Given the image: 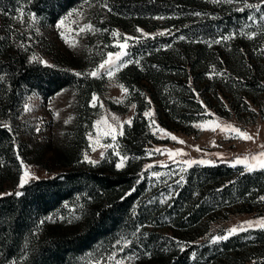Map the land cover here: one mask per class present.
<instances>
[{"label":"rangeland","instance_id":"374dc122","mask_svg":"<svg viewBox=\"0 0 264 264\" xmlns=\"http://www.w3.org/2000/svg\"><path fill=\"white\" fill-rule=\"evenodd\" d=\"M102 3L78 0L55 21L29 11L27 3L9 10L0 8L1 49L14 62L24 57L30 65L68 70L72 77L68 86L54 94L24 86L15 108L5 112L2 107L8 102V76L0 75V127L8 125L5 128L10 133L0 147V194L22 193L17 186L25 168L38 177L27 184L65 179L73 173L127 177L128 185L117 189V201L124 207L119 222L102 240L81 250L70 264H114L107 257L116 251L113 245L120 237L132 241L117 255L124 264H264V229L238 231L227 240L211 242V237L226 235L233 226L264 217V202L259 200L264 196V170L245 172L243 166L231 167L228 163L235 156L259 152L258 146L264 144V34H259V23L247 19L256 13L236 10L243 5L212 0H107L111 11ZM20 8L24 11L23 23L16 18ZM74 9L83 13L70 18L78 24L65 19ZM32 14L37 18L35 24L30 19ZM61 19H65V26L58 30L56 25ZM86 23L108 31L75 36L72 30ZM137 28L155 38L141 37ZM166 30V35H155ZM61 31L70 40L75 38L77 46L66 43ZM112 31L120 36L114 39ZM242 31L258 35L248 39ZM124 35L141 37L139 42L129 41V56L124 57L139 63H129L111 80L106 76L75 75L91 71L108 51H116L113 45ZM230 35L234 38L214 43ZM33 56L39 59L32 60ZM213 66L224 75L210 77ZM120 84L129 90L126 95ZM93 93L99 97L96 107L89 104ZM249 104L255 112L248 110ZM26 106L30 110L26 111ZM204 106L214 115H207ZM146 111L154 115L146 117ZM111 114L121 121L131 119V125H124L123 135L116 141V150L127 157L120 169L116 167L120 157L112 148L92 151L90 144L95 135L93 141L88 138L89 133H96L94 122L104 115L110 120ZM215 118L247 131L255 142L226 139L219 130L201 131L192 126ZM153 120L160 129L185 143L164 137L150 127ZM102 131L101 127V135ZM212 141L217 146H212ZM195 146L202 151H196ZM155 148L188 154L177 160L207 159L215 163L192 165L180 173L183 165L173 163L167 155H147ZM85 152L98 163L84 161ZM215 153L223 154V159L212 155ZM154 162L170 167L145 171V166ZM220 166L221 174H209V169ZM152 172L162 175L157 179ZM181 175L184 179L178 184ZM102 194L96 187L77 191L38 216L34 245L52 235L74 237L85 233L91 213L99 215L101 209L111 206Z\"/></svg>","mask_w":264,"mask_h":264},{"label":"trees","instance_id":"16d2710c","mask_svg":"<svg viewBox=\"0 0 264 264\" xmlns=\"http://www.w3.org/2000/svg\"><path fill=\"white\" fill-rule=\"evenodd\" d=\"M78 0H0V8L9 10L12 6L27 3L29 11L55 21ZM18 2V3H17ZM0 45V75L7 74L5 91H9L8 102L3 106L7 112L15 108L20 90L24 86L54 94L70 84L69 71L42 64H28L22 57L17 62ZM5 56L7 61L4 62ZM9 86V87H8ZM8 129L0 127V147L7 142ZM222 166L209 169V174H221ZM125 176H101L70 174L65 179L53 178L34 181L25 185L22 195L0 197V264L13 260L16 264H70L85 248L102 240L105 234L120 220L124 213L119 203L117 189L128 185ZM102 190V197L111 201L109 208L101 209L99 215L91 213L87 231L78 236L52 235L39 245H34L36 218L57 207L72 193L83 189ZM129 199H126L128 202ZM199 212V211H198ZM28 249V250H27ZM28 253V254H27ZM27 254V258L25 255Z\"/></svg>","mask_w":264,"mask_h":264},{"label":"snow or ice","instance_id":"6c2138e0","mask_svg":"<svg viewBox=\"0 0 264 264\" xmlns=\"http://www.w3.org/2000/svg\"><path fill=\"white\" fill-rule=\"evenodd\" d=\"M85 3H88L89 0H84ZM214 3H227V4H237V5H243L242 7H237L236 10L243 12L245 9L249 10H254L256 14H250L247 19L249 21H252L253 24L259 23L261 25V32L259 34H264V0H258L256 3L250 2V0H212ZM102 6L105 8H108L107 5V0H103ZM109 11H111L110 8H108ZM2 11V10H0ZM19 15L16 17L17 19L20 20L21 23H23V15L24 11L22 8L18 9ZM82 16L83 13L80 12L79 10L74 9L73 11L69 12L67 14V19L69 23H77L78 21H72L70 18L73 16ZM195 15H201V13H195ZM162 19V17H158ZM30 19L33 24L37 23V18L34 14L30 16ZM65 19H61L57 22V29L60 30L65 26ZM245 27H249V25H245ZM38 31V29H37ZM75 33V36H79L83 33H95L98 31H108L107 29H96L94 25L91 23H86L83 26L78 27L77 29L72 30ZM137 32L141 33V37L143 38H155L152 34L149 33H144L142 29L137 28ZM61 37L62 39L65 40L66 43H70V46L76 47L77 46V40L75 38L69 39L68 36L65 35L63 31H61ZM167 30L164 32H159L156 33L155 35H166ZM242 35L247 36L248 39H255L258 35L257 32H241ZM111 35L114 39L118 38L120 34L117 31H112ZM141 37H131L128 35H124L122 39H117V42L113 45L117 50L116 51H108L104 57L101 59V61L91 70L88 72L80 73L77 72L75 75L77 76H89L92 78H103L107 77L109 80L113 79L115 74L119 72L122 68L127 67L129 63H139V61H133L131 59L125 60L124 57L129 56V52L127 49L130 47L129 41H135L139 42ZM234 38L233 35L230 36H223L221 37L220 40L214 41V43H220L221 40H228ZM179 39L183 40L185 37L180 36ZM107 47V46H105ZM261 51H264L262 49ZM38 57L33 56L32 60H38ZM43 63H46L44 61H41ZM155 67V66H154ZM212 75H221L223 76L224 73H217L215 70V66H213L212 72L209 73V76L211 77ZM120 89L122 90L123 94L128 93V89L123 85H119ZM198 95V94H197ZM99 100V97L97 96L96 93L92 94L91 100L89 102L91 107H96L97 106V101ZM221 101H223V98L221 97ZM117 103H120V100L116 101ZM148 103H151L149 100ZM202 103V102H201ZM245 104H248V101H244ZM100 107H103V104H100ZM131 107L135 108V105H131ZM205 107V112L207 115H214L210 112H208L207 107ZM225 107L227 108V105L225 104ZM25 110H30L27 106ZM248 110L255 112L256 110L251 108V105L249 104ZM230 111V109H229ZM58 116V113L56 114ZM154 113L152 111H146L144 113V116L146 117H151L153 116ZM66 123L68 121H65ZM128 124L131 125V119L126 120V121H121L118 116L115 114H111L110 120L108 115L101 116L99 119H97L94 122L93 127L96 129V133H89L88 138L90 141H93V136L95 135V139L92 144H90V147L92 151H97V147L102 148V149H107V148H112L114 153L120 157L119 162L116 164L117 169H120L124 166L125 161L127 160V157L124 155H121L119 151H117L118 145L116 144L117 137L123 135V128L124 125ZM5 127H8V125H4ZM155 127L160 133L163 134L164 137H168L173 141H176L178 143L184 144L185 141L179 140L175 135H172L171 133L166 132L164 129H160L158 125L155 124V121H151L150 127ZM193 127L200 129L201 131L204 130H210L213 132H216L219 130L221 133L225 135L226 139H240L243 141H253L255 142V138L250 135L247 131L242 130L238 127L233 126L232 124H226L222 121L219 120V118H215L213 120H208V121H201L194 123L192 125ZM103 129L102 135L100 134V129ZM39 127L37 126L36 131L39 132ZM155 134V132L153 133ZM110 138L111 143H102V140ZM212 146H217L215 141H212ZM261 150L256 153H248L242 156H235L233 157L228 163L230 164L231 167H237V166H243V169L245 172H252V171H257V170H264V144H260L258 146ZM196 151H202L199 146H195ZM153 154H161V155H167L168 159L172 161L173 163L183 165L179 167V172L183 173L186 171L188 167H191L192 165H210L214 164L215 162L212 160H207V159H184V160H177V157H184L187 156L188 154L185 153L183 150H172V149H161V148H155L147 153L149 157H151ZM207 155V153H205ZM217 156L220 159H223V154L221 153H215L212 154ZM101 158L104 157V152H100ZM84 161L91 163L93 165L97 164L98 161L93 160L90 158L87 152L84 153ZM165 167L168 168L170 167L168 164L163 163V162H154L153 164H148L145 166V171L153 168V167ZM186 166V167H185ZM175 174V173H172ZM243 174V173H242ZM141 177L143 176V173L139 174ZM153 177H156L157 179L161 177L162 173L160 172H152L151 174ZM31 179H38L33 173H31L27 168H25L23 174L19 178V184L18 188H23L25 184H27ZM184 177L181 175L180 180L176 181V183H181L183 181ZM139 182V181H138ZM135 189L133 188L132 191ZM13 193H4L0 195H12ZM16 196L22 195L21 192L17 191L14 193ZM130 194V193H129ZM259 200L264 202V196L259 197ZM163 202V201H162ZM63 217H61L62 219ZM49 221L54 222L52 217L47 218ZM44 223V221H41V224ZM252 228H260L264 229V217H259L254 220H248L244 221L241 224H238L236 226H233L229 229H227V234L226 235H216L211 237V242L216 243L221 240H227L229 236L236 234L238 231H247L248 229ZM132 241L127 239L126 237H120L119 239L116 240L115 244L113 247L116 249L115 252L109 253L107 260H111L114 262V264H124L123 259H117V255L120 252H123L126 247L131 245ZM179 243V242H177ZM181 250H183V245H181ZM195 254L193 253V257ZM15 264V262H13ZM97 264H101L100 261L97 262ZM255 264V262H254Z\"/></svg>","mask_w":264,"mask_h":264}]
</instances>
